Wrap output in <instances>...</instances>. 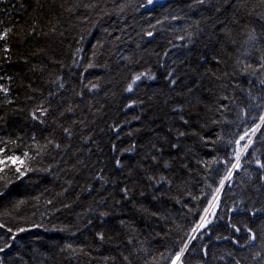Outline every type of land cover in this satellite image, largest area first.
<instances>
[{"label":"trees","instance_id":"16d2710c","mask_svg":"<svg viewBox=\"0 0 264 264\" xmlns=\"http://www.w3.org/2000/svg\"><path fill=\"white\" fill-rule=\"evenodd\" d=\"M147 4L0 0V264H264V3Z\"/></svg>","mask_w":264,"mask_h":264},{"label":"snow or ice","instance_id":"6c2138e0","mask_svg":"<svg viewBox=\"0 0 264 264\" xmlns=\"http://www.w3.org/2000/svg\"><path fill=\"white\" fill-rule=\"evenodd\" d=\"M199 2H200V3H203V0H199ZM261 2L264 3V0H261ZM11 31H12V29L9 28V29H7V30H4V31L0 32V40H6L7 37H8V34H9ZM256 39H257V38H256V36H255L254 33H250V34H249V40H250V41H255ZM3 50H4L5 52H8V51H9V49L7 48V46H4V49H3ZM247 68H248V69H251V70L253 71V73L256 72V71H259L260 69H264V56H261V58H260V66H259V68L254 69L253 66H252L251 64L247 65ZM142 75H143V73L134 77L132 83L128 85V88H127L128 91H132V86H133V84H135L136 81L140 80ZM171 83H172V84H175V80H174V79L171 80ZM261 83H264V80H262ZM0 92H3V93H5V95H7L8 89L5 88V87L0 86ZM129 107H131V105H129ZM46 111H47V110H46V109H43V108H40V109L34 110L33 113H32V118H33L34 120H35V119H38L39 116H44V115L46 114ZM177 111H179V110L177 109ZM37 112H39V116L37 115ZM181 119L183 120V117H181ZM260 119H261V122L264 123V117H261ZM184 123H188V121H187V120H184ZM259 128H260V125L258 124V125L256 126V128L252 129V132L255 133ZM115 130H116V131H119L118 128L115 129ZM65 131L68 132V129H65ZM69 134H70V133H69ZM183 135H185L184 132H180V133H179V136H183ZM246 135H247V134H246ZM240 139L243 140L244 137L242 136V137H240ZM237 143H239V141H237ZM251 143H252V141L249 140V141H248V144H251ZM247 146H248V145H245V149L247 148ZM56 147H59V145H56ZM133 147H134V146H133ZM154 147H155V146H154ZM172 147L175 148V147H177V145L174 144V145H172ZM113 149L115 150V145H113ZM157 150L160 151L161 149H157ZM241 151H243V149H242ZM25 156H27V153H25ZM8 159H18V157H8ZM151 159H152L153 161H157V162H158L156 156H152ZM0 163H3V160H2V159H0ZM115 163H116V166H117L118 168H119V167H122L121 161H120L119 159H117V160L115 161ZM164 167H165V168L169 167V165H168L167 162L164 163ZM239 167H240V153H237V155H236V163H234V164L232 165V168H234V169H238ZM262 167H264V166H262ZM16 172L20 173V175H23V173L20 172V169H19V168L16 169ZM230 178H231V173H229V176L226 177V179H230ZM163 179H164V178L161 177V180H163ZM223 183H224V182L221 181V186H223ZM129 191H130V189H129L127 186H125L124 188H122V192L124 193V196H125L126 199L128 198V193H129ZM217 192H219V189H217ZM213 199L215 200L216 197H214ZM212 207H215V204H213ZM205 211L207 212L208 210L206 209ZM102 215H107V213H102ZM211 222H212L211 220H208V219H206V218H202V219H201V223H200L199 225H197V228H198V229L206 228L207 225L210 224ZM0 227H4V225H3V224H0ZM8 230H9V231H12L11 229H8ZM196 230H197V229H193V232H195ZM20 231H24V229H21ZM236 231H239V229H236ZM13 238H14V236H13ZM98 238H99L100 240H103V239H104V235H103V233H99V234H98ZM193 238H194V237H193ZM251 239H252V240H255V235H254V234L251 236ZM129 243H131V241H129ZM234 243H238V242H237V241H234ZM69 247H70V246H69ZM185 248H187V245H185ZM3 251H5V246H0V252H3ZM183 254H184V249L182 248V249L180 250V252L176 254V256H175V260H174L173 264H177V262L180 261L181 256H183ZM237 264H238V262H237Z\"/></svg>","mask_w":264,"mask_h":264},{"label":"water","instance_id":"95a60500","mask_svg":"<svg viewBox=\"0 0 264 264\" xmlns=\"http://www.w3.org/2000/svg\"><path fill=\"white\" fill-rule=\"evenodd\" d=\"M168 1L171 0H148V5L145 7V10L152 11L155 7H163Z\"/></svg>","mask_w":264,"mask_h":264},{"label":"bare ground","instance_id":"6f19581e","mask_svg":"<svg viewBox=\"0 0 264 264\" xmlns=\"http://www.w3.org/2000/svg\"><path fill=\"white\" fill-rule=\"evenodd\" d=\"M226 182H229V179H228V180H226ZM213 204H214V203H213ZM213 204H212V205H213ZM210 209H212V206L210 207ZM178 263H179V261L177 262V264H178Z\"/></svg>","mask_w":264,"mask_h":264},{"label":"rangeland","instance_id":"374dc122","mask_svg":"<svg viewBox=\"0 0 264 264\" xmlns=\"http://www.w3.org/2000/svg\"><path fill=\"white\" fill-rule=\"evenodd\" d=\"M205 218V217H204ZM206 219H208L209 220V218L206 216ZM212 219V218H211ZM208 226V225H207ZM180 260H181V258H180ZM178 264H180V261H179V263Z\"/></svg>","mask_w":264,"mask_h":264}]
</instances>
